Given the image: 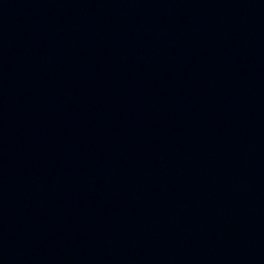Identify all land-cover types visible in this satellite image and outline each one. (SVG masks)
<instances>
[{
  "label": "water",
  "instance_id": "95a60500",
  "mask_svg": "<svg viewBox=\"0 0 264 264\" xmlns=\"http://www.w3.org/2000/svg\"><path fill=\"white\" fill-rule=\"evenodd\" d=\"M0 264H264V0H0Z\"/></svg>",
  "mask_w": 264,
  "mask_h": 264
}]
</instances>
